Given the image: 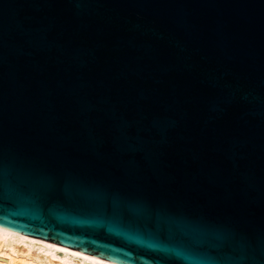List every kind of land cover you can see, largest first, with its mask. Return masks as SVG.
<instances>
[{
    "label": "water",
    "instance_id": "obj_1",
    "mask_svg": "<svg viewBox=\"0 0 264 264\" xmlns=\"http://www.w3.org/2000/svg\"><path fill=\"white\" fill-rule=\"evenodd\" d=\"M0 225L264 264V0H0Z\"/></svg>",
    "mask_w": 264,
    "mask_h": 264
},
{
    "label": "bare ground",
    "instance_id": "obj_2",
    "mask_svg": "<svg viewBox=\"0 0 264 264\" xmlns=\"http://www.w3.org/2000/svg\"><path fill=\"white\" fill-rule=\"evenodd\" d=\"M0 264H121L0 225Z\"/></svg>",
    "mask_w": 264,
    "mask_h": 264
}]
</instances>
